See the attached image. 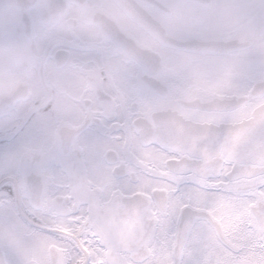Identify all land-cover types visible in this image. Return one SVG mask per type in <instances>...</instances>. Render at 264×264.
Instances as JSON below:
<instances>
[{
  "label": "clouds",
  "instance_id": "1",
  "mask_svg": "<svg viewBox=\"0 0 264 264\" xmlns=\"http://www.w3.org/2000/svg\"><path fill=\"white\" fill-rule=\"evenodd\" d=\"M221 54L241 90L264 78V0H0V264H41L32 250L52 216L33 169L44 153L104 131L143 137L210 107L182 89ZM229 103L211 133L264 144V107L234 118Z\"/></svg>",
  "mask_w": 264,
  "mask_h": 264
},
{
  "label": "snow or ice",
  "instance_id": "2",
  "mask_svg": "<svg viewBox=\"0 0 264 264\" xmlns=\"http://www.w3.org/2000/svg\"><path fill=\"white\" fill-rule=\"evenodd\" d=\"M205 72L182 94L210 107L143 137L104 131L71 154L44 153L33 169L52 216L32 250L41 264H264V144L210 131L230 101L234 118L256 117L264 78L241 90L227 54Z\"/></svg>",
  "mask_w": 264,
  "mask_h": 264
}]
</instances>
